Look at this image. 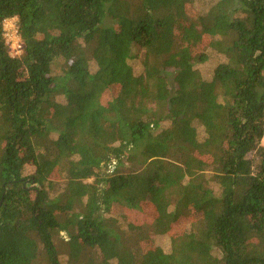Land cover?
Masks as SVG:
<instances>
[{
	"label": "trees",
	"instance_id": "16d2710c",
	"mask_svg": "<svg viewBox=\"0 0 264 264\" xmlns=\"http://www.w3.org/2000/svg\"><path fill=\"white\" fill-rule=\"evenodd\" d=\"M209 3L0 0V264H264V0Z\"/></svg>",
	"mask_w": 264,
	"mask_h": 264
},
{
	"label": "rangeland",
	"instance_id": "374dc122",
	"mask_svg": "<svg viewBox=\"0 0 264 264\" xmlns=\"http://www.w3.org/2000/svg\"><path fill=\"white\" fill-rule=\"evenodd\" d=\"M214 1V0H194V8L202 11L205 10L209 6V2ZM107 25H111L112 23L110 21L106 22ZM223 61V57L220 56L217 53H214L213 51H208V60L206 63L203 64H196L195 69L199 71V73L202 75L203 78L209 80L212 76V70L214 67L219 63ZM131 65L133 67L134 72L137 74L141 71L140 64L138 60H134L131 62ZM163 76H165L167 84L169 89L174 88L173 84V76H174V71L171 68L165 69L163 72ZM199 135L200 137L202 136L201 129L198 128ZM262 145H264V138L261 141ZM251 157V155H250ZM32 168H27L25 170V174L29 175L32 173ZM113 212H118L114 211ZM119 213V212H118ZM130 218L133 223H141V224H151L153 219L156 217V212L154 208L147 203L141 204L139 209L137 210H131L129 212ZM190 218H184L181 217L179 218L174 224H172L171 229H170V235L171 236H176L180 234L187 221H189ZM150 240L152 245H156L159 248H161L164 251H168L169 249V238L165 235H155L153 233L150 234Z\"/></svg>",
	"mask_w": 264,
	"mask_h": 264
},
{
	"label": "built area",
	"instance_id": "2783aa9c",
	"mask_svg": "<svg viewBox=\"0 0 264 264\" xmlns=\"http://www.w3.org/2000/svg\"><path fill=\"white\" fill-rule=\"evenodd\" d=\"M3 37L8 47L9 54L12 57L18 56L22 51V45L19 39L16 18H10L3 21Z\"/></svg>",
	"mask_w": 264,
	"mask_h": 264
}]
</instances>
